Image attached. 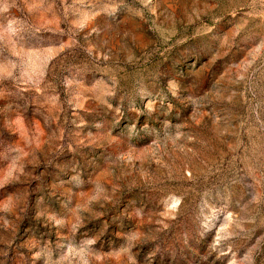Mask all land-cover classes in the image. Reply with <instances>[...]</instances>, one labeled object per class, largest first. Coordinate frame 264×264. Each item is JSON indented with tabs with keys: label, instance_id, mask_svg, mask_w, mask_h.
<instances>
[{
	"label": "rangeland",
	"instance_id": "rangeland-1",
	"mask_svg": "<svg viewBox=\"0 0 264 264\" xmlns=\"http://www.w3.org/2000/svg\"><path fill=\"white\" fill-rule=\"evenodd\" d=\"M0 264H264V0H0Z\"/></svg>",
	"mask_w": 264,
	"mask_h": 264
}]
</instances>
